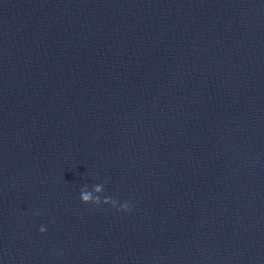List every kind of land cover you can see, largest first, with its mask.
Masks as SVG:
<instances>
[{
    "label": "water",
    "instance_id": "obj_1",
    "mask_svg": "<svg viewBox=\"0 0 264 264\" xmlns=\"http://www.w3.org/2000/svg\"><path fill=\"white\" fill-rule=\"evenodd\" d=\"M146 264H264V0H149Z\"/></svg>",
    "mask_w": 264,
    "mask_h": 264
},
{
    "label": "clouds",
    "instance_id": "obj_2",
    "mask_svg": "<svg viewBox=\"0 0 264 264\" xmlns=\"http://www.w3.org/2000/svg\"><path fill=\"white\" fill-rule=\"evenodd\" d=\"M87 185H85L84 187L81 188L80 190V200L82 203L85 204H93V205H100V204H110L112 207H117L118 201L116 199H113L112 197H93L92 194L88 191H86L87 189ZM96 192H100L101 191V185H94L93 186ZM118 211H130V205L129 203L125 202L123 204H120L119 207L117 208ZM39 231L41 233L45 232L46 229L45 227L41 226Z\"/></svg>",
    "mask_w": 264,
    "mask_h": 264
}]
</instances>
